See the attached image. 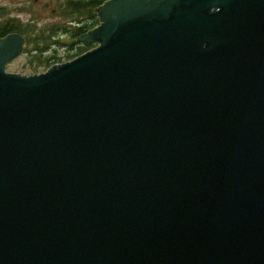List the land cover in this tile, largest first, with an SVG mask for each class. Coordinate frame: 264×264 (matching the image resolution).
<instances>
[{"label": "water", "instance_id": "95a60500", "mask_svg": "<svg viewBox=\"0 0 264 264\" xmlns=\"http://www.w3.org/2000/svg\"><path fill=\"white\" fill-rule=\"evenodd\" d=\"M98 13L38 75L0 40V264H264V0Z\"/></svg>", "mask_w": 264, "mask_h": 264}, {"label": "rangeland", "instance_id": "374dc122", "mask_svg": "<svg viewBox=\"0 0 264 264\" xmlns=\"http://www.w3.org/2000/svg\"><path fill=\"white\" fill-rule=\"evenodd\" d=\"M62 2L63 0H0V23L10 18H18L22 24L30 22L35 25L34 37L38 38L42 31H47L53 25L63 26L69 24L71 19L63 16L59 8V4ZM62 31L60 30L54 40L53 38L50 39V42L60 41V43L51 46L45 52L47 53L46 56L57 55L59 59L55 61H59L58 63L68 60L67 56L70 54L68 47L64 44L71 42V37L69 34H63ZM33 45H36V43L33 42ZM29 58H31V55L23 52L19 57L9 62L6 68L7 71L33 74L34 71L31 63H29ZM44 69L45 66L42 65L38 68V71L41 72Z\"/></svg>", "mask_w": 264, "mask_h": 264}, {"label": "trees", "instance_id": "16d2710c", "mask_svg": "<svg viewBox=\"0 0 264 264\" xmlns=\"http://www.w3.org/2000/svg\"><path fill=\"white\" fill-rule=\"evenodd\" d=\"M104 0H66L65 4L60 6V10L65 17L69 16H79L81 14L90 13L91 18H95L94 9L100 5ZM27 29L24 25L20 24L17 19H9L0 24V37L5 36L10 32H20L22 34L26 33ZM30 29L29 32H32ZM81 29H76L75 33H79ZM50 36H46L48 39ZM31 42V41H29Z\"/></svg>", "mask_w": 264, "mask_h": 264}]
</instances>
